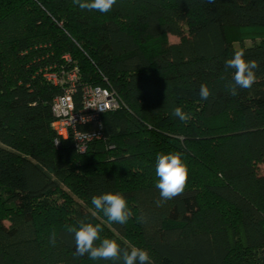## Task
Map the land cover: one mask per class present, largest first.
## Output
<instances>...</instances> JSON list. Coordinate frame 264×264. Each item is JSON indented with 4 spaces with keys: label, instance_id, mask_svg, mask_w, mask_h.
Here are the masks:
<instances>
[{
    "label": "trees",
    "instance_id": "trees-1",
    "mask_svg": "<svg viewBox=\"0 0 264 264\" xmlns=\"http://www.w3.org/2000/svg\"><path fill=\"white\" fill-rule=\"evenodd\" d=\"M250 29L262 35L244 45L237 33ZM239 49L259 68L233 96L225 61ZM74 70L76 108L85 86L120 101L82 152L70 138L54 144L51 104L65 83L44 75ZM175 152L187 186L158 207L156 156ZM262 163L264 0H117L108 13L0 0V264H122L74 256L69 229L81 221L122 249H146L153 264H264ZM106 192L125 196L126 224L92 205Z\"/></svg>",
    "mask_w": 264,
    "mask_h": 264
},
{
    "label": "clouds",
    "instance_id": "clouds-1",
    "mask_svg": "<svg viewBox=\"0 0 264 264\" xmlns=\"http://www.w3.org/2000/svg\"><path fill=\"white\" fill-rule=\"evenodd\" d=\"M213 2L214 0H208V3ZM74 3L81 10L108 13L117 3V0H74ZM258 68V61L246 59L243 49L235 50L233 57L225 61V70H234L232 75L234 83L228 86L230 94L237 95V88H251L257 81L255 70ZM211 95L212 93L207 84L202 83L199 91L201 99L207 100ZM173 115L182 122H187L190 118L181 107H175ZM155 175L158 178L155 186L160 194V200L156 202L159 207L164 202L183 194L189 179V169L182 159L181 153H159L156 156ZM91 203L96 210L102 212L107 220L112 223L126 224L133 215L125 196L120 193L106 192L101 195H94ZM69 230L74 233V256L87 255L91 260L122 261V264H153L152 258L146 249L132 245L122 249L116 239L101 238L100 234L103 228L100 224L94 225L81 221L78 228L74 227ZM49 243L55 246V233L52 234Z\"/></svg>",
    "mask_w": 264,
    "mask_h": 264
},
{
    "label": "built area",
    "instance_id": "built-area-1",
    "mask_svg": "<svg viewBox=\"0 0 264 264\" xmlns=\"http://www.w3.org/2000/svg\"><path fill=\"white\" fill-rule=\"evenodd\" d=\"M47 81L65 85L62 92L52 101L51 126L56 133L54 144L61 139H71L75 148L82 152L88 143L101 137V116L107 111L120 106V101L114 91L100 86H85L82 90L81 103L76 108L73 95L76 90V71L61 77L55 72H46ZM79 146V149H78Z\"/></svg>",
    "mask_w": 264,
    "mask_h": 264
},
{
    "label": "rangeland",
    "instance_id": "rangeland-1",
    "mask_svg": "<svg viewBox=\"0 0 264 264\" xmlns=\"http://www.w3.org/2000/svg\"><path fill=\"white\" fill-rule=\"evenodd\" d=\"M261 33L262 32H260L257 29H250V30H242L240 33H237V35L242 38L245 37L243 40V44L249 45L253 41H259L260 39L259 35H262ZM168 40L169 42H176L178 41V38L175 36L169 35ZM258 172L264 174V163L258 165Z\"/></svg>",
    "mask_w": 264,
    "mask_h": 264
}]
</instances>
